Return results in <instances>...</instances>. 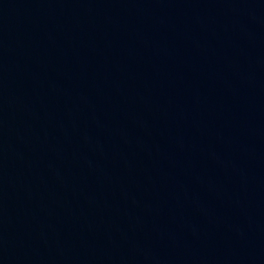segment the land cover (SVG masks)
<instances>
[{
  "label": "water",
  "instance_id": "water-1",
  "mask_svg": "<svg viewBox=\"0 0 264 264\" xmlns=\"http://www.w3.org/2000/svg\"><path fill=\"white\" fill-rule=\"evenodd\" d=\"M0 264H264V0H0Z\"/></svg>",
  "mask_w": 264,
  "mask_h": 264
}]
</instances>
